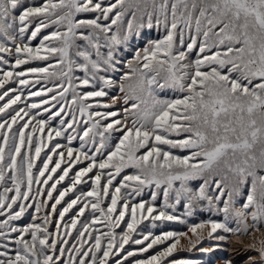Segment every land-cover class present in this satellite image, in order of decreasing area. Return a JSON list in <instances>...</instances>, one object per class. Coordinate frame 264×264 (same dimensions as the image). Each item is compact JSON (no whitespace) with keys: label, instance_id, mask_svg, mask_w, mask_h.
I'll use <instances>...</instances> for the list:
<instances>
[{"label":"snow or ice","instance_id":"snow-or-ice-1","mask_svg":"<svg viewBox=\"0 0 264 264\" xmlns=\"http://www.w3.org/2000/svg\"><path fill=\"white\" fill-rule=\"evenodd\" d=\"M194 250L264 264V0H0V264Z\"/></svg>","mask_w":264,"mask_h":264},{"label":"rangeland","instance_id":"rangeland-1","mask_svg":"<svg viewBox=\"0 0 264 264\" xmlns=\"http://www.w3.org/2000/svg\"><path fill=\"white\" fill-rule=\"evenodd\" d=\"M209 243H213L212 241H205L204 242V246H207ZM245 243V240L242 238H235L233 237L230 241H229V251L226 252H222V253H215L213 254L214 256H226L229 257L231 259L234 260H242L245 256V253L241 252L239 249L241 247V245ZM198 251L194 250V254L197 253ZM200 253V252H198ZM204 258V257H203ZM202 259V258H200ZM205 259V258H204ZM207 259V258H206ZM205 259V260H206ZM198 262V261H197ZM198 264H202V262H198Z\"/></svg>","mask_w":264,"mask_h":264},{"label":"trees","instance_id":"trees-1","mask_svg":"<svg viewBox=\"0 0 264 264\" xmlns=\"http://www.w3.org/2000/svg\"><path fill=\"white\" fill-rule=\"evenodd\" d=\"M157 231H159V230H157ZM175 257L176 258H192L198 262H202V264H204V261L207 258V257H204L202 253L197 252L194 254V251H192V252L180 251V252L175 254ZM200 258H202V259H200ZM169 259H172V258H169Z\"/></svg>","mask_w":264,"mask_h":264}]
</instances>
